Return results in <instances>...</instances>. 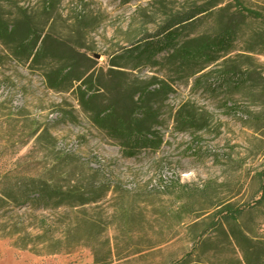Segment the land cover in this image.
Segmentation results:
<instances>
[{"label":"rangeland","instance_id":"rangeland-1","mask_svg":"<svg viewBox=\"0 0 264 264\" xmlns=\"http://www.w3.org/2000/svg\"><path fill=\"white\" fill-rule=\"evenodd\" d=\"M207 1L0 0L5 19L26 17L41 35L90 58H80L82 68L94 66L97 73L170 16ZM242 1L264 13V0ZM230 5L221 0L219 8ZM229 8L188 33L215 32ZM248 25L255 39L238 40L219 62L249 71L248 88L212 89L205 80L195 82L199 75L188 79L160 66L117 76L128 84L168 80L174 89L158 104L163 145L134 158L124 157L91 123L73 91L49 89L42 70L18 61L0 43V264L264 259V19ZM180 107L196 126H177ZM28 175L93 193L84 205H21L10 181ZM229 206L242 213L237 223L243 238L219 223Z\"/></svg>","mask_w":264,"mask_h":264},{"label":"trees","instance_id":"trees-1","mask_svg":"<svg viewBox=\"0 0 264 264\" xmlns=\"http://www.w3.org/2000/svg\"><path fill=\"white\" fill-rule=\"evenodd\" d=\"M131 1L120 0L123 4ZM230 1V6L219 8L221 0H208L170 16L154 33L132 47L120 49L119 54L111 57L106 72L92 71L94 66L83 70L80 58L91 63L90 58L67 47L64 42L41 35L26 17L13 21L5 19L1 2L0 43L18 61L42 70L49 89L73 91L91 123L120 148L124 157L134 158L145 151L156 152L163 145V136L156 129L160 118L158 104L163 103L174 89L168 80L155 78L150 84L146 81L128 84L126 80H118L117 76H127V70L160 66L188 79L199 75L195 82L205 80L212 89L248 88L252 79L249 71L226 69L219 62L233 51L238 40L255 39L256 32H247L246 28L249 22H261L264 13L247 7L242 0ZM229 7L232 8L231 15L220 22L215 32L195 36L188 33L200 26L204 19L218 12H229ZM260 44L264 49V37ZM52 61L54 65L48 63ZM213 65L217 68L204 72ZM196 122L184 107L176 112L177 126L193 128ZM262 176L264 178V170ZM10 183L12 191H17V202L21 205H84L88 201L86 197L93 193L70 191L52 180L31 175L18 177ZM223 213L219 223L228 224L235 238H243L237 223L241 211L229 206ZM177 264L195 263L186 257ZM257 264H264V259Z\"/></svg>","mask_w":264,"mask_h":264}]
</instances>
